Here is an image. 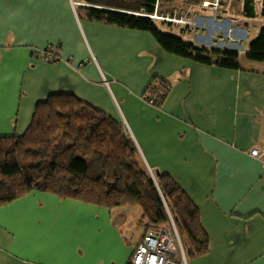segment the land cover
I'll return each instance as SVG.
<instances>
[{"label":"crops","instance_id":"0c3cea01","mask_svg":"<svg viewBox=\"0 0 264 264\" xmlns=\"http://www.w3.org/2000/svg\"><path fill=\"white\" fill-rule=\"evenodd\" d=\"M243 1L227 4L234 25L185 4L212 28L188 26L182 38L216 55L232 43L238 51L236 20L247 43L264 25L261 0L251 19ZM73 2L0 0V137L22 135L50 95H74L125 122L146 168L170 176L196 206L208 249L185 264H264V155L250 156L264 147V65L196 63L164 51L149 32L89 20ZM50 46L60 61L36 54ZM154 78L171 86L159 108L143 97ZM141 215L139 206L108 210L32 191L0 207V264H130L149 229Z\"/></svg>","mask_w":264,"mask_h":264},{"label":"trees","instance_id":"16d2710c","mask_svg":"<svg viewBox=\"0 0 264 264\" xmlns=\"http://www.w3.org/2000/svg\"><path fill=\"white\" fill-rule=\"evenodd\" d=\"M73 1L89 20L149 32L168 53L203 65L239 69L238 51L225 49L216 55L161 31L157 23L167 24L149 16L156 6L168 7L175 0ZM203 1L207 0H183L186 5ZM260 3L259 17L264 20V0ZM242 15L256 16L253 0L243 1ZM246 55L250 61L264 62V25L249 41ZM170 88L165 80L154 78L143 97L159 108ZM32 191L108 210L139 206L146 229L166 228L173 221L186 259L207 252L198 210L186 193L166 174L156 173L153 180L123 123L74 95H50L35 105L22 135L0 137V207Z\"/></svg>","mask_w":264,"mask_h":264},{"label":"built area","instance_id":"2783aa9c","mask_svg":"<svg viewBox=\"0 0 264 264\" xmlns=\"http://www.w3.org/2000/svg\"><path fill=\"white\" fill-rule=\"evenodd\" d=\"M218 0L213 2L204 1L201 6L218 7ZM73 5V4H72ZM150 18L154 19L151 15ZM160 20L169 21V19L160 18ZM171 21V20H170ZM175 22V20H172ZM44 60L48 62H58L60 57L57 53V47L50 46L44 51L37 52ZM124 130L128 135L129 129L123 122ZM264 155V147L254 146L250 150V156L261 160ZM130 264H185V256L180 243V239L173 221L166 228H149L142 240L136 246L131 257Z\"/></svg>","mask_w":264,"mask_h":264},{"label":"rangeland","instance_id":"374dc122","mask_svg":"<svg viewBox=\"0 0 264 264\" xmlns=\"http://www.w3.org/2000/svg\"><path fill=\"white\" fill-rule=\"evenodd\" d=\"M231 1L235 2L236 0H219L218 7H216V8L211 7L209 9L212 12L211 17L218 18V19H223L222 17H224V14H226L228 17H231L232 21L231 20H229V21L232 22L233 25H234V23H235L234 20H235V17H236L235 15L236 14H235V12L230 10V7L228 6V5L231 6V4H233V3H231ZM222 2H225V3L222 4ZM75 4L76 3L73 2V6H75ZM155 8H156V12L152 15L154 17V19L157 20V21L159 20L160 22L161 21L165 22L167 24V25H162L161 23H157V25L159 26L161 31H163L164 33L174 34V35H176L178 37H183V36H181V34L187 36L188 33H189L188 26H191L195 30H201L204 33H206L207 35L210 34L209 32L211 31V28H212L210 26L211 24L210 23L206 24V22H205V26L203 27V26H200V25H202L201 23H199V22L196 23L195 20H193V17H194L196 12L193 13L191 8H187L185 6L183 0H177L171 6H168V7L166 6V7H163L161 9L158 6H156ZM160 18L169 19V21L160 20ZM172 20H175V22H172ZM236 22H238V32H235L234 36H232V37L234 38V40H238V52L240 54L239 57L243 59V62L245 61V62L257 64V65L258 64L264 65V64H262L260 62L250 61L249 59L244 60L247 57L246 52H247V45H248V43H247V34L248 33H247V31L245 29H243V30L240 29L242 27L241 21H240V24H239V20H236ZM258 22H260V20H258V19L255 20V21L250 22V24L247 25V27H248L247 30L251 31L254 28L255 29L259 28L260 25H259ZM213 26H214L216 31L223 33V29H222L221 26H217L216 23ZM250 31H249V34H250ZM180 32H181V34H180ZM231 32L232 31H229L228 35ZM222 38H224L223 35H222ZM224 41H227V40L224 38ZM232 44H231V46H232L231 48L233 50H236V48H234L235 45H232ZM225 47L229 48L227 46H225ZM224 50L225 49H223L222 51H224ZM208 51H210V50H208ZM148 172H149L150 175L152 174L154 176V173L150 172L149 170H148ZM180 243H181L183 252L185 253L184 244H183L182 239H180Z\"/></svg>","mask_w":264,"mask_h":264},{"label":"water","instance_id":"95a60500","mask_svg":"<svg viewBox=\"0 0 264 264\" xmlns=\"http://www.w3.org/2000/svg\"><path fill=\"white\" fill-rule=\"evenodd\" d=\"M151 176H152V179L154 180V176L151 174Z\"/></svg>","mask_w":264,"mask_h":264}]
</instances>
